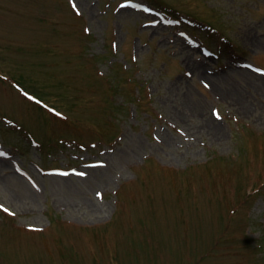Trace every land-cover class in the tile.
<instances>
[{
  "label": "rangeland",
  "instance_id": "1",
  "mask_svg": "<svg viewBox=\"0 0 264 264\" xmlns=\"http://www.w3.org/2000/svg\"><path fill=\"white\" fill-rule=\"evenodd\" d=\"M260 77L264 0H0V264H264Z\"/></svg>",
  "mask_w": 264,
  "mask_h": 264
},
{
  "label": "trees",
  "instance_id": "2",
  "mask_svg": "<svg viewBox=\"0 0 264 264\" xmlns=\"http://www.w3.org/2000/svg\"><path fill=\"white\" fill-rule=\"evenodd\" d=\"M210 28H211V27H210ZM211 30H214V29L211 28ZM218 38H219V37H218ZM228 42H229V44H230V41H228ZM219 47H222V44H220ZM229 50H235V51H236V48H235L234 45H231V48H230ZM138 89H139V87H138Z\"/></svg>",
  "mask_w": 264,
  "mask_h": 264
},
{
  "label": "bare ground",
  "instance_id": "3",
  "mask_svg": "<svg viewBox=\"0 0 264 264\" xmlns=\"http://www.w3.org/2000/svg\"><path fill=\"white\" fill-rule=\"evenodd\" d=\"M259 79H261V82H263L264 83V79H263V77H260ZM211 129V128H210Z\"/></svg>",
  "mask_w": 264,
  "mask_h": 264
}]
</instances>
